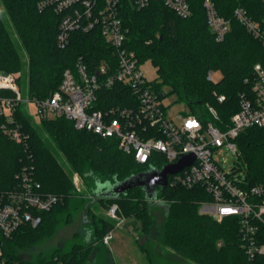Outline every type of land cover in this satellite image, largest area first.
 Returning <instances> with one entry per match:
<instances>
[{
	"label": "trees",
	"instance_id": "trees-1",
	"mask_svg": "<svg viewBox=\"0 0 264 264\" xmlns=\"http://www.w3.org/2000/svg\"><path fill=\"white\" fill-rule=\"evenodd\" d=\"M204 1L188 0L191 16L185 19L167 8L163 0H153L141 10L131 0H122L120 15L128 30L126 48L142 63L151 60L162 85L169 87L194 112L199 109L207 122L213 121L224 129L239 110V93L248 88L245 79L253 76L256 64H264V46L233 13L244 8L255 21L264 23V0H212L218 13L231 21V31L222 42H217L209 29ZM39 2L0 0L3 7L0 8V71L20 73L19 84L22 86L25 79L29 94L44 99L58 90L64 71L74 68L81 56L89 71H95L103 62L115 66L114 49L105 42L99 29L76 31L71 34L69 45L59 48V16L51 10H39ZM213 71L222 73L217 84L208 80V73ZM154 88L161 90L159 85ZM131 91V87L121 84L103 90L95 108L128 107ZM218 95H224L225 100L219 102ZM207 104L216 111V120ZM16 118L28 135V147L4 134L1 126L5 118L0 114V195L16 189V175L26 169L39 183L40 193L55 195L60 201L50 212L41 214L42 223L38 227L22 226L10 238L0 231V250L10 264H116L112 252L103 243L115 223L102 218L97 219L99 227L94 225L93 242L75 243L69 251L41 253L32 260L21 257V251L42 242L60 224L69 222L74 210L86 206L83 199L74 202L79 194L74 192L71 182L73 172L87 183L93 181L94 197L102 207L109 209L117 205L118 215L141 222L145 241L136 242L148 264H247L238 220L226 218L218 222L199 213V205L211 200L205 190L166 186L157 198L163 199V203L156 205L141 188L114 198L97 197L95 191L99 185L105 186L102 190L105 192L108 185L152 167L137 163L132 155L119 149L116 140L76 130L65 118L34 124L22 106L17 108ZM236 143L245 167L246 186L263 182L264 129L250 128ZM157 164L155 168H161L165 161L159 158ZM92 216L96 217L93 213ZM160 217L162 221L158 224ZM261 235L264 242V227ZM254 264H264V256L256 258Z\"/></svg>",
	"mask_w": 264,
	"mask_h": 264
},
{
	"label": "built area",
	"instance_id": "built-area-1",
	"mask_svg": "<svg viewBox=\"0 0 264 264\" xmlns=\"http://www.w3.org/2000/svg\"><path fill=\"white\" fill-rule=\"evenodd\" d=\"M153 0H131L141 10ZM122 0H40L41 11L51 10L59 16L57 44L66 48L71 34L99 29L105 42L114 49L115 66L103 62L95 71H89L83 57L74 68L64 71L57 91L44 99L23 95L19 84L20 74L0 71V114L5 121L4 134L16 143L28 147V135L16 118L22 106L32 123L65 118L76 130L91 132L102 139H114L123 152L132 155L137 163L157 168L159 158L166 165L176 164L182 157L193 156L191 166L168 178L169 189L201 188L211 198L204 202L201 213L218 221L236 218L240 227L241 247L248 262L264 256L261 228L264 227V181L246 186L244 177L236 169L226 171L213 159L215 151L227 146L238 154L236 139L250 128L264 129V64H256L253 76L245 79L247 89L239 93V110L231 117L229 125L219 128L207 122L199 109L178 111L173 116L167 112L165 94L146 79L142 62L133 51L126 48L128 30L121 19ZM165 6L181 18L191 16L188 0H163ZM203 7L207 24L217 42H222L231 31V21L221 16L212 0H205ZM233 17L264 46V23L255 21L244 8H237ZM213 72L208 80L213 82ZM116 84L131 87L128 107L113 106L97 110L96 103L103 90ZM116 92L115 94H117ZM122 94V93H120ZM119 94V95H120ZM219 102L225 100L218 95ZM35 113L32 115L31 107ZM216 120V111L207 104ZM78 175L75 184L80 183ZM16 189L0 195V231L6 238L22 226L38 227L42 213L50 212L60 201L55 195L40 193V185L32 174L23 169L16 175ZM157 199L152 204L163 203ZM112 219L118 217L117 205L108 209ZM120 226V224L118 225ZM117 226V227H118ZM111 232L103 238L108 245ZM0 264H10L0 250Z\"/></svg>",
	"mask_w": 264,
	"mask_h": 264
},
{
	"label": "rangeland",
	"instance_id": "rangeland-1",
	"mask_svg": "<svg viewBox=\"0 0 264 264\" xmlns=\"http://www.w3.org/2000/svg\"><path fill=\"white\" fill-rule=\"evenodd\" d=\"M3 9L2 6H0ZM25 57V55H24ZM27 61V59H26ZM142 69L146 79L154 86L159 85L161 92L165 94L163 100L167 106V112L169 115H174L178 111H186L190 108L188 104L179 100L178 96L174 93H171L169 87L161 84V81L157 74V68L152 63L151 60L144 61L142 63ZM20 74V73H17ZM212 79L215 84L219 83L222 79V73L220 71H213ZM22 81V92L26 97L29 92L27 89L26 81ZM32 115L35 113L34 106L31 107ZM240 151L238 154H234L229 147L224 146L223 148L215 151L213 154V159L220 164L221 166H226V171H232L236 169L242 177H244V164L240 160ZM78 175L80 178V183L77 186L75 184V177ZM71 182L74 188V192L79 194L75 201H79V199H83L86 201V206L84 208H80L78 210L73 211V216L70 221L67 223L60 224L55 232L45 238L39 244L28 248L24 251H21V257L23 260H32L36 258L39 254H50L57 249H61L64 251H69L73 244L75 243H88L93 242L95 238L94 233V225L99 227L100 223L97 220L98 218L107 219L113 221L115 223V227L119 224L120 227L128 228L133 231L135 238H138L141 243L145 241V234L141 232V222L135 218H128L123 215H118L117 219H112L108 215V208H104L99 204V199L94 197V184L93 181H89L88 183L78 174V173H70ZM84 194V195H83ZM202 202L199 205V213H201ZM89 206L91 208H89ZM91 209V212H89ZM92 213L96 216L93 217ZM214 219V218H213ZM216 220V219H214ZM162 218H158V224H160ZM218 221V220H216ZM221 222V221H218ZM107 246V245H106ZM110 250V249H109ZM98 254V253H97ZM112 254V253H111ZM113 255V254H112ZM116 256V255H115ZM114 258V256H112ZM116 264H121L120 259L116 256L115 258ZM113 259V260H114ZM144 264V263H143Z\"/></svg>",
	"mask_w": 264,
	"mask_h": 264
},
{
	"label": "water",
	"instance_id": "water-1",
	"mask_svg": "<svg viewBox=\"0 0 264 264\" xmlns=\"http://www.w3.org/2000/svg\"><path fill=\"white\" fill-rule=\"evenodd\" d=\"M193 156L182 157L176 164L166 165L162 169L151 168L150 170L128 179L108 185L105 192H102L104 185H99L95 191L97 197H118L126 195L133 188H141L146 194V198L155 201L160 190L166 188L168 178L177 174L185 167L191 166L194 162Z\"/></svg>",
	"mask_w": 264,
	"mask_h": 264
},
{
	"label": "crops",
	"instance_id": "crops-1",
	"mask_svg": "<svg viewBox=\"0 0 264 264\" xmlns=\"http://www.w3.org/2000/svg\"><path fill=\"white\" fill-rule=\"evenodd\" d=\"M120 226L111 231L112 239L107 245L114 258L117 256L121 264H148L144 254L140 251L136 242L138 238L134 237L133 231Z\"/></svg>",
	"mask_w": 264,
	"mask_h": 264
}]
</instances>
